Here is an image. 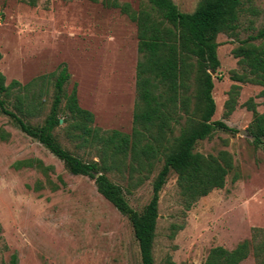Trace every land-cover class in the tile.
<instances>
[{
  "label": "rangeland",
  "instance_id": "obj_1",
  "mask_svg": "<svg viewBox=\"0 0 264 264\" xmlns=\"http://www.w3.org/2000/svg\"><path fill=\"white\" fill-rule=\"evenodd\" d=\"M114 1L139 11L144 0ZM173 1L184 13H193L201 2ZM102 2L0 0V73L7 85L14 80L26 85L58 73L64 65L70 74L66 91L77 86L80 104L95 115V126L131 134L140 58L137 26ZM243 2L237 35L218 37L221 68L213 75L217 104L213 121L238 133L216 131L196 148L206 156L230 153L236 171L224 189L200 199L190 210L177 175L171 174L159 204L155 264H205L213 248L234 250L252 240L255 229L264 230V147L257 148L247 131L253 122L251 100L264 114V87L231 80L233 72L244 73L233 51L264 28V0ZM233 86L241 90L236 109L228 116L226 103ZM48 91L43 115L29 123L40 124L48 114L53 87ZM65 126L55 132L59 143L85 161L94 160L95 150L78 149L67 138ZM0 131L10 134L8 141L0 140V264H13L14 256L16 264H142L130 221L98 193L92 179L70 174L61 161L1 114ZM29 159H38L53 171L44 175L16 167ZM236 174L239 180L234 182ZM128 175L109 174V178L132 190ZM154 178L127 194L136 211L142 212L151 201ZM263 237L260 233L259 241ZM242 264H256V259L252 254Z\"/></svg>",
  "mask_w": 264,
  "mask_h": 264
},
{
  "label": "trees",
  "instance_id": "obj_2",
  "mask_svg": "<svg viewBox=\"0 0 264 264\" xmlns=\"http://www.w3.org/2000/svg\"><path fill=\"white\" fill-rule=\"evenodd\" d=\"M102 3L119 10L137 26L140 58L132 133L96 127L95 115L80 104L77 86L66 91L70 74L64 65L58 73L40 76L26 85L16 80L7 85L0 73V114L47 149L70 174L92 179L98 193L130 221L142 264H155L159 204L171 174L177 175L181 196L190 210L200 199L224 189L227 178L236 171L230 153L206 156L196 148L216 131L238 133L224 122L213 121L217 111L213 75L221 68L218 37L237 35L244 2L201 0L193 13L182 12L173 0H144L139 11L114 0ZM233 55L244 73L233 72L231 80L264 87V28L243 40ZM50 86L54 91L49 112L42 123L33 125L28 120L43 115ZM240 90V86H233L229 93L228 116L236 109ZM248 107L253 112V122L247 131L257 148L264 147V114L258 112L253 100ZM63 124L67 138L78 149L95 150L98 160L85 161L59 143L55 132ZM9 138V133L0 131L1 141ZM16 167L37 169L44 175L53 171L38 159L20 161ZM126 173L132 190L155 177L151 201L142 212L129 203L127 194L132 190L109 178V174ZM238 180L236 174L234 182ZM260 233L264 234V230L255 229L252 240L240 243L234 250L213 248L205 264H242L252 254L256 264H264V239L259 241ZM16 260L14 256L13 264Z\"/></svg>",
  "mask_w": 264,
  "mask_h": 264
},
{
  "label": "water",
  "instance_id": "obj_3",
  "mask_svg": "<svg viewBox=\"0 0 264 264\" xmlns=\"http://www.w3.org/2000/svg\"><path fill=\"white\" fill-rule=\"evenodd\" d=\"M63 121H61V123H62ZM242 133H244V132H242ZM248 134V133H247Z\"/></svg>",
  "mask_w": 264,
  "mask_h": 264
}]
</instances>
